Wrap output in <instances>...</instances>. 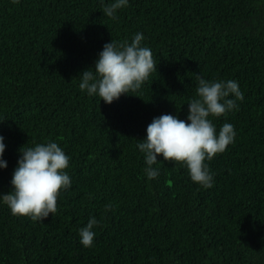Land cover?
<instances>
[{
    "label": "trees",
    "instance_id": "trees-1",
    "mask_svg": "<svg viewBox=\"0 0 264 264\" xmlns=\"http://www.w3.org/2000/svg\"><path fill=\"white\" fill-rule=\"evenodd\" d=\"M111 2L0 0V193L18 148L50 140L72 182L43 222L0 204V264H264V0H129L115 19L102 13ZM137 32L157 63L142 87L111 104L81 92L103 45ZM198 78L236 80L244 94L210 117L236 133L205 161L213 187L160 156L149 180L137 139L153 117L186 119ZM93 216L85 248L78 230Z\"/></svg>",
    "mask_w": 264,
    "mask_h": 264
},
{
    "label": "clouds",
    "instance_id": "clouds-1",
    "mask_svg": "<svg viewBox=\"0 0 264 264\" xmlns=\"http://www.w3.org/2000/svg\"><path fill=\"white\" fill-rule=\"evenodd\" d=\"M102 4L104 0H101ZM129 0H112L102 8V13L116 18L118 10L126 7ZM143 33L137 32L130 42L111 40L103 45L93 66L82 70L78 87L88 97L99 98L111 104L122 95L135 94L156 71L151 49L142 44ZM91 69V70H90ZM244 94L236 80H206L198 78L196 97L187 103L186 119L177 115L161 114L153 117L146 127V134L137 139V149L146 165L144 173L149 180L160 175L158 156L165 162H179L187 169L194 183L209 189L214 176L205 161L226 151L234 142L235 130L224 123L217 131L213 119H219L237 108L236 101H243ZM22 145L13 169L11 189L0 193V204L6 205L14 216H26L32 221L43 222L57 212V199L62 191L71 188L70 157L55 141ZM5 137L0 135V169H6L4 159ZM111 206H106L110 208ZM99 221L93 216L79 228L78 235L83 247L93 245V230Z\"/></svg>",
    "mask_w": 264,
    "mask_h": 264
}]
</instances>
